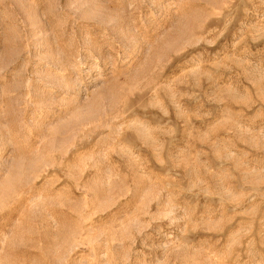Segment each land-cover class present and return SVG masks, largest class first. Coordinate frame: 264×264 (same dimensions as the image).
Segmentation results:
<instances>
[{"label":"rangeland","instance_id":"374dc122","mask_svg":"<svg viewBox=\"0 0 264 264\" xmlns=\"http://www.w3.org/2000/svg\"><path fill=\"white\" fill-rule=\"evenodd\" d=\"M0 264H264V0H0Z\"/></svg>","mask_w":264,"mask_h":264}]
</instances>
